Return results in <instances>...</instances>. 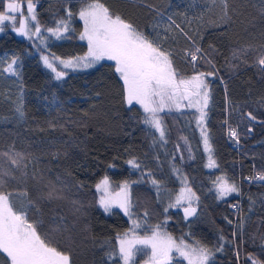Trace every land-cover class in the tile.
Wrapping results in <instances>:
<instances>
[{
  "label": "trees",
  "instance_id": "obj_1",
  "mask_svg": "<svg viewBox=\"0 0 264 264\" xmlns=\"http://www.w3.org/2000/svg\"><path fill=\"white\" fill-rule=\"evenodd\" d=\"M7 1L0 0V11ZM20 2L24 15L15 27L28 15L27 0ZM32 2L42 33L60 20L68 31L45 45L18 34L13 22L0 31V179L16 207L29 208V221L41 222L38 230L71 264H122L107 253L118 249L117 233L132 221L118 209L103 210L96 184L107 176L116 191L125 181H139L131 184L133 219L143 225L139 235L160 224L177 243L199 241L212 249L209 264H251L249 255L264 262V181L253 179L264 172V66L258 63L264 57V0H100L171 53L178 78L214 73L206 76L202 126L216 162L212 168L192 120L195 111L178 114V124L172 122L178 112L161 114L167 132L161 140L144 123L143 109L125 102L114 62L67 71L56 80L41 56L70 59L87 52L79 11L89 0ZM196 47L201 52L194 71L186 53ZM14 57L16 75L3 71ZM132 159L139 168L127 163ZM218 177L239 192L220 197ZM189 188L198 200L191 201L195 215L185 218L187 199L169 205ZM150 255V249L138 253L135 264H146ZM172 257L171 264H187L176 252ZM0 264H8L6 254L0 253Z\"/></svg>",
  "mask_w": 264,
  "mask_h": 264
},
{
  "label": "snow or ice",
  "instance_id": "obj_2",
  "mask_svg": "<svg viewBox=\"0 0 264 264\" xmlns=\"http://www.w3.org/2000/svg\"><path fill=\"white\" fill-rule=\"evenodd\" d=\"M34 7L32 0H27L28 15L19 21V27H15L18 17L24 15L23 5L20 0H8L4 10L0 11V31L4 30L2 27L4 22L10 21L13 22L14 30L18 34L29 39L33 36H40L43 42L41 25L37 20ZM224 14L227 16L226 6ZM72 15L68 12L69 18ZM79 17L84 22V29L79 38L87 41V52L70 59H61L55 54H52L51 59L48 56H42L44 65L51 70L54 78L63 79L67 75L66 69L91 68L104 59L114 61L115 71L123 82L125 102L128 105L136 103L143 108L146 114L144 123L155 128L160 133L161 139L164 138L165 133L158 114L165 108H180L184 106L182 101L187 100V107H196L200 112L197 125L201 127L205 151L209 153L206 166L216 167V162L211 156L207 131L202 127L206 116L204 108L207 107L209 100V85L206 82V76H212L214 73L211 71L197 72L188 79L178 78V73L170 58L171 53L162 50L145 33L126 22L120 15H114L100 0H89L80 9ZM30 21H35L34 31L33 27L29 26ZM47 31L58 39L62 38V33L68 31V23L60 20L56 27L48 28ZM200 52L201 49L196 47L194 51L186 53L191 59L194 71L195 62L198 59L197 54ZM17 59L14 57L3 71L16 75L17 72L13 66L17 63ZM208 62L211 63V61ZM258 63L264 66V57L259 58ZM17 111L20 109L17 108ZM21 115H23L22 112ZM249 115L251 116V113ZM251 118L255 119L254 116ZM230 135L236 137L235 130H231ZM12 163L15 164L17 161L13 159ZM127 163L133 168L140 167L135 159ZM253 179L264 181V172L258 173ZM217 180L220 197L239 192L238 187L234 183H229L225 178L218 177ZM4 183L0 179V253L6 254L8 264H71L70 256L54 246L49 235L42 234L38 230L41 222L29 221V208L27 206L16 207L13 193L3 191ZM132 183H139V181L131 183L125 181L117 186L118 190L110 191L109 179L105 176L96 184L97 190L102 193L99 204L103 210L110 213L113 207H117L132 221V226L127 231L117 233L118 249L107 253L108 257L112 260L118 258L122 264H135L137 254L150 249L151 255L146 264H171L172 253L175 250L180 257L187 260L188 264H209L214 255L212 249L199 241L196 242V246L186 244L183 240L177 243L171 235L161 230L162 225L160 224L151 228L150 235L138 234L137 230L143 225L133 219ZM152 183L155 185L158 181L153 179ZM51 196L52 192H49V197ZM185 199L189 201L188 206L184 208L185 218H187L196 213V208L192 206L191 201L198 200L190 188L182 189L176 203L170 204L169 207L181 205ZM167 210L166 208L165 211ZM220 239L223 241L224 237L221 236ZM222 250L223 244L216 248V251ZM247 259L251 261V264H264L252 255H249Z\"/></svg>",
  "mask_w": 264,
  "mask_h": 264
},
{
  "label": "rangeland",
  "instance_id": "obj_3",
  "mask_svg": "<svg viewBox=\"0 0 264 264\" xmlns=\"http://www.w3.org/2000/svg\"><path fill=\"white\" fill-rule=\"evenodd\" d=\"M8 2V1H7ZM6 2V3H7ZM5 6H6V4H5ZM79 19H80V17H79ZM80 21L83 23V26H84V22L80 19ZM7 22H10V21H6V22H4V24L5 23H7ZM34 31V30H33ZM42 33V32H41ZM46 34V35H45ZM42 33V36L44 37V40H43V42H41V37L40 36H34L35 37V39H37V41L39 42V44H43V45H45L46 43H47V41H48V39H49V37H53L54 39H56L57 37H55V36H53L50 32H46V33ZM58 39V38H57ZM82 42H84V43H86L87 44V41L86 40H81ZM42 56H46V55H42ZM41 56V57H42ZM42 60V59H41ZM103 61H109V62H114V61H110V60H107V59H104V60H101L99 63H97L94 67H96L97 65H99L101 62H103ZM42 62H43V60H42ZM56 63H58V61L56 62ZM115 63V62H114ZM43 64H44V62H43ZM45 66V65H44ZM46 67V66H45ZM94 67H91V68H82V69H76V70H72V69H66L65 71L67 72V71H79V70H89V69H92V68H94ZM47 68V67H46ZM50 70V69H49ZM51 71V70H50ZM194 100L196 99L195 97L193 98ZM182 104L184 105V106H182V107H180V108H176V107H172L171 109H168V108H165L164 109V111H162V112H160L158 115H159V117L161 118V122H162V127H163V129H164V133H165V135L164 136H166L167 135V132H166V129H165V125H164V121H163V118H162V116H161V114H164V113H169V114H171V113H173L174 111H176V112H178L177 114H176V117H175V115H174V121H172L173 123H175V124H178V121H176L177 120V116H178V114H180L181 112L183 113L184 111H187V112H189V111H195V113L192 115V120H193V123L196 125V126H198L197 125V120L199 119V117H200V112L198 111V109L196 108V107H187V104H188V101L187 100H184V101H182ZM132 105H137V106H139L140 108H142L139 104H136V103H133ZM143 109V108H142ZM204 110H205V108H204ZM181 118H184L183 117V115H182V117ZM189 119H185V120H183L182 122L183 123H185V124H189L187 121H188ZM203 126V125H202ZM200 127V126H199ZM153 128V127H152ZM153 129H155V128H153ZM156 130V129H155ZM157 131V130H156ZM199 134H200V137H201V139L203 138L202 137V135H201V127H200V129H199ZM158 132V131H157ZM159 135H160V133H159ZM181 136V135H180ZM161 140H163V139H161ZM182 143H185L184 141L182 142ZM201 147H202V149L204 150V152H205V154L206 155H208V152L207 151H205V147H204V144H203V142H202V144H201ZM110 183V182H109ZM110 191H113L112 190V187H111V184H110V189H109ZM98 191V190H97ZM99 192V194H100V196L102 195V193L100 192V191H98ZM228 196V195H227ZM227 196H225V197H227ZM112 209H118V210H120V211H122L121 209H119V208H117V207H113ZM123 212V211H122ZM128 217V216H127ZM175 252V250L173 251V253ZM177 253V252H176ZM187 261V260H186ZM187 264H188V262H187Z\"/></svg>",
  "mask_w": 264,
  "mask_h": 264
}]
</instances>
